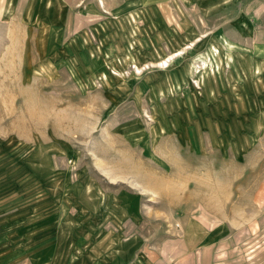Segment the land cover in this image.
<instances>
[{"label": "rangeland", "instance_id": "1", "mask_svg": "<svg viewBox=\"0 0 264 264\" xmlns=\"http://www.w3.org/2000/svg\"><path fill=\"white\" fill-rule=\"evenodd\" d=\"M17 1L0 264H264V0Z\"/></svg>", "mask_w": 264, "mask_h": 264}, {"label": "crops", "instance_id": "2", "mask_svg": "<svg viewBox=\"0 0 264 264\" xmlns=\"http://www.w3.org/2000/svg\"><path fill=\"white\" fill-rule=\"evenodd\" d=\"M12 0H0V20L2 18H4L6 16V14H8V9L11 8L13 6V4L11 3ZM14 1V0H13ZM18 1L15 0V3H14V8H17L18 7ZM11 14V12H10ZM10 16H6L5 18H9ZM2 23V22H0Z\"/></svg>", "mask_w": 264, "mask_h": 264}]
</instances>
